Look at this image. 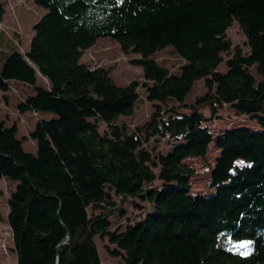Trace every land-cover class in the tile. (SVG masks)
Listing matches in <instances>:
<instances>
[{
	"label": "trees",
	"instance_id": "trees-1",
	"mask_svg": "<svg viewBox=\"0 0 264 264\" xmlns=\"http://www.w3.org/2000/svg\"><path fill=\"white\" fill-rule=\"evenodd\" d=\"M31 1L46 12L24 55L2 54L0 98L12 83L28 86L19 113L56 117L34 123V152L0 119V179L15 184L0 223L17 264H102L96 240L114 246L105 249L119 264H264V131L238 127L216 140L208 197L190 195L198 173L183 163L206 156L213 136L202 124L223 105L264 129V0ZM233 21L248 52L224 59ZM100 38L139 56L142 82L117 86L81 62ZM165 48L183 61L175 73L153 57ZM140 89L149 117L132 129L117 123L133 115ZM165 138L177 143L149 148ZM117 198L148 210L111 229Z\"/></svg>",
	"mask_w": 264,
	"mask_h": 264
},
{
	"label": "rangeland",
	"instance_id": "rangeland-1",
	"mask_svg": "<svg viewBox=\"0 0 264 264\" xmlns=\"http://www.w3.org/2000/svg\"><path fill=\"white\" fill-rule=\"evenodd\" d=\"M4 5V14L0 20V60L2 54L16 50L21 54H25L33 36V26L39 18L46 12L45 9L35 6L31 0H0ZM226 37L231 41L232 48L228 54H224L226 59L232 55L236 49L247 53L246 38L240 30L238 24L233 21L231 26L226 30ZM154 59L169 71L175 73L183 61L172 52L170 48L157 51ZM139 58L135 53H123L120 46L115 41L108 38H100L89 49L82 54L81 62L90 68H104L109 71L112 82L117 86H126L132 81L142 82V69L132 61ZM223 70V66L220 67ZM38 83L44 86L48 85L46 79L39 76ZM202 81L195 85L193 94L190 96L192 100L196 95L202 93ZM33 94L30 87L19 84H10V89L0 98V119L5 121L7 126L15 124L18 127V136L22 139V146L28 152H34V142L29 138V132L32 130L34 123L38 119H50L56 117L52 113H34L26 111L19 113L17 104L22 98ZM152 112L151 104L145 99L142 89L139 90V100L135 105L132 116L120 117L117 123H125L131 129L137 124L145 121ZM264 117V114H258ZM213 136V141L209 145L206 156L195 159H186L183 163L194 169L198 176L190 179V195L193 197H208L214 189L210 188L211 168L215 159L219 155V150L215 147V142L226 131L238 127H247L255 131H264L260 128L252 116L239 115L228 105H223L216 116L203 123ZM98 131L103 134L107 132L104 123L98 124ZM177 142L173 139L165 138L148 144L149 148H155L158 152H167L172 145ZM236 164L242 167L243 164L237 161ZM157 184L156 182L154 183ZM14 182L7 178L0 179V212L3 217L8 212L7 199L14 190ZM119 210L110 217L111 229L123 226L128 220H137L148 210V204H139L142 208H136L138 204L135 200H128L121 205L120 198L115 199ZM225 241L220 238V242ZM102 264H119L120 259L111 257L105 247L114 249L106 240H96ZM220 246V245H219ZM13 243L11 231L6 222L0 223V263L1 264H17L16 255L12 250Z\"/></svg>",
	"mask_w": 264,
	"mask_h": 264
},
{
	"label": "crops",
	"instance_id": "crops-1",
	"mask_svg": "<svg viewBox=\"0 0 264 264\" xmlns=\"http://www.w3.org/2000/svg\"><path fill=\"white\" fill-rule=\"evenodd\" d=\"M0 63H1V60H0Z\"/></svg>",
	"mask_w": 264,
	"mask_h": 264
}]
</instances>
